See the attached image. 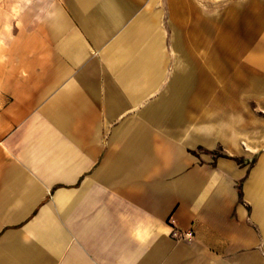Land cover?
<instances>
[{"label": "crops", "instance_id": "crops-1", "mask_svg": "<svg viewBox=\"0 0 264 264\" xmlns=\"http://www.w3.org/2000/svg\"><path fill=\"white\" fill-rule=\"evenodd\" d=\"M138 1L64 0L69 12L55 6L50 15L47 0H0V102H15L0 112V264L264 260V123L240 127L237 114L241 94L264 101V77L235 66L246 48L240 33L263 31L248 60L264 69V0L249 2V12L230 7L226 23L201 17L187 32L182 25L194 12L187 0H146L141 10ZM159 3L169 13L170 57L161 13L153 9ZM84 37L95 46L109 39L101 115L89 112L99 99V84L89 77L96 63L66 82L91 51ZM52 95L42 112H28ZM99 116L105 129L120 122L103 141L98 166L84 175L98 159ZM155 133L163 147L154 146ZM216 141L229 156L263 148L243 199L235 162L204 167L183 153L212 150ZM172 227L193 238L172 241Z\"/></svg>", "mask_w": 264, "mask_h": 264}, {"label": "rangeland", "instance_id": "rangeland-1", "mask_svg": "<svg viewBox=\"0 0 264 264\" xmlns=\"http://www.w3.org/2000/svg\"><path fill=\"white\" fill-rule=\"evenodd\" d=\"M165 1V0H163ZM191 6L194 9L193 14L191 15V17L182 25V30L184 32H187L192 25L194 24L195 21H197V19L203 17V18H209V17H218V19H221L223 22L226 23V16H225V12L227 9H229L230 7L237 5L239 7V13H244V12H249L248 11V4L249 2H251L252 0H187ZM48 2V7L46 9H49L48 12L50 13V15H52V10L55 6L60 7L61 10L63 12H69L64 4V0H47ZM139 9L141 10L142 8H145V3L146 0H140L137 2ZM154 10L159 11L161 13V19H160V30L166 31V35L164 36V40H165V50H166V55L167 56H171L170 53V47L168 44V38H169V33H170V29H169V13L166 9V5L163 3H159L156 4L153 7ZM19 16V26L21 27L25 22L22 21V13L20 11V14H17ZM15 18H17V16L15 15ZM70 23V26L73 29H80L77 22L74 20H70L68 21ZM7 27V26H6ZM35 28H37V26H35ZM225 28H229V26L227 25ZM243 30H240V32ZM242 33V32H241ZM241 35V39L246 41V48L244 50H242L239 55L237 56L236 60H235V66L238 67H243L245 68L249 73H255L258 74L260 76L264 77V69H260L256 66H254L251 62H249L248 60V56L249 54L256 48V46L261 43V37L263 34V31L258 32L256 31V33H254V35L252 36H248L245 38V36ZM52 39V38H51ZM64 39V38H61ZM87 46L89 47V49L91 51H89L90 53H88V55L85 58H82L83 60L80 63H74L77 66L74 67L73 71L66 77V82H73L75 79L74 74L79 75V73H83L85 72V68L83 69V67L85 65H88L89 62L91 64L96 63L97 64V71L95 73H93V75H90L89 77H91L93 80L97 81L99 84V99L97 101H94L93 104L90 105V111L89 112H98V115L102 114V102H103V88H104V77H105V62L103 61V50L105 49V47L107 46V44L109 43V39H106L103 42V46H95L87 37H84ZM53 41V39H52ZM54 43H52V52L54 51L53 47H54ZM171 60V59H170ZM5 61V55L4 54H0V65L2 64V62ZM68 65H70V61L67 62ZM52 66L54 67V63L52 61ZM170 66H171V61L168 63V70H170ZM88 67V66H86ZM233 69L229 70V73L232 71ZM78 73V74H77ZM251 73V74H252ZM167 78L164 80L162 87L165 86L166 82H167ZM240 84V83H237ZM239 87H243L242 84L239 85ZM66 90L67 86L64 87ZM238 88V87H237ZM240 88V89H241ZM215 92H218V89H215ZM158 96V93L146 98L143 102V104H141L140 106H138L137 108H134L130 111H128V113H126V116H133L134 114H136L137 112H139V110L142 109V107H144L145 105L149 104L150 102H152L153 100L156 99V97ZM54 97V95L51 96V98L49 100L46 101H41V102H35V104L29 109L28 112H42L48 105L49 103L53 100L52 98ZM239 100V99H238ZM15 102H10V101H4V102H0V112L3 108L5 107H9L12 108L14 107ZM264 101L262 100H258L255 97H253L252 95L249 94H241L240 95V104H238V109L240 112H237L238 114V126L240 127H246V128H258L260 127L263 123H264ZM259 106H262L259 108ZM21 108H26V106H21ZM194 116L196 117H200L202 114H200L199 112H193ZM97 117V116H96ZM99 121H100V133H101V142L99 144V154H98V159L97 161L92 165V168L88 169L85 173H90L94 168H96L102 158V155L105 151L104 146L102 145L103 141L108 137V134L110 132V130L117 126L120 122V120H115L112 124H110L107 129H105L103 127V120L102 117L99 116ZM82 125H86L82 123ZM154 146L156 147H163L164 145L161 143V139L162 137L160 136V134L155 133L154 137ZM238 146L242 149L245 150V147L243 146V144L239 141H237ZM183 153H186L188 156H191L195 159V162L197 164H199L200 166H204V167H210L213 168L215 163L217 161H219V159H227V160H231L233 162H235V164L237 165V167L242 170V178L238 181L237 187L240 191V194L242 195V185L243 183L247 180V178L249 177V174L252 170V168L254 167L255 162L258 159V156L262 153L258 152L256 154L252 153L253 155L251 156H246L243 153H238L234 150L233 155L229 156L225 150V147L223 146V144L220 141H216L215 142V146L212 150H208L202 146H196L195 148H189V147H184L183 148ZM241 198L243 199V195L241 196ZM169 238L171 239V237L169 236ZM193 238V237H192ZM174 242H189L191 240H187V241H175L173 239H171ZM259 252H260V257H264V244L260 243L259 244ZM260 264H264V260H260Z\"/></svg>", "mask_w": 264, "mask_h": 264}, {"label": "built area", "instance_id": "built-area-1", "mask_svg": "<svg viewBox=\"0 0 264 264\" xmlns=\"http://www.w3.org/2000/svg\"><path fill=\"white\" fill-rule=\"evenodd\" d=\"M169 236L175 241H187L192 239L193 233L192 231H181L172 227L170 229Z\"/></svg>", "mask_w": 264, "mask_h": 264}, {"label": "bare ground", "instance_id": "bare-ground-1", "mask_svg": "<svg viewBox=\"0 0 264 264\" xmlns=\"http://www.w3.org/2000/svg\"><path fill=\"white\" fill-rule=\"evenodd\" d=\"M262 149H263V148L256 149V150L253 151V153H257V152H259V151L262 150Z\"/></svg>", "mask_w": 264, "mask_h": 264}]
</instances>
